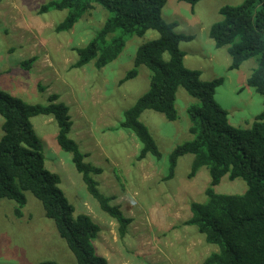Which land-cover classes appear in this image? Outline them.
<instances>
[{
    "label": "rangeland",
    "instance_id": "rangeland-1",
    "mask_svg": "<svg viewBox=\"0 0 264 264\" xmlns=\"http://www.w3.org/2000/svg\"><path fill=\"white\" fill-rule=\"evenodd\" d=\"M50 1L0 0V89L29 104H47L51 94L60 95V101L70 108L71 138L87 155L86 161L104 170L96 178L101 191L115 197L113 203L133 220L127 235L119 236L117 222L88 193L72 155L59 147L57 122L40 116L33 118L32 124L43 145L46 168L60 176V187L75 214H86L101 227L94 246L109 264L203 263L218 248L185 222L191 217V203L207 201L209 172L202 168L195 178H188L193 156L187 155L180 159L175 178L165 180L169 155L193 138L187 109L197 101L180 88L176 122L153 111L142 115L163 154L160 162L152 157L138 160L139 141L128 131L116 130L124 111L150 88L151 72L146 67L139 68L135 79L121 81L133 68L138 47L159 38L158 32L151 30L129 39L119 58L102 70L93 63L77 69L73 67L78 59L74 48L86 46L110 14L96 6L71 31L58 32L56 28L68 11L41 13V7ZM244 1L203 0L193 9L181 0H168L162 16L167 23L176 24L178 34L194 37L180 44L186 68L200 71L204 81L224 78L216 100L229 113L231 125L247 129L264 110L263 98L247 84L257 62L251 59L239 70L230 71L227 47L216 48L209 37L211 26L222 20L220 9ZM33 57H37L33 68L23 70L20 63ZM39 85L46 90L41 92ZM2 125L0 116V139ZM247 188L244 180L230 181L226 176L215 190L241 195ZM26 197L20 215L16 202L0 199V264H75L41 202L30 192Z\"/></svg>",
    "mask_w": 264,
    "mask_h": 264
},
{
    "label": "trees",
    "instance_id": "trees-1",
    "mask_svg": "<svg viewBox=\"0 0 264 264\" xmlns=\"http://www.w3.org/2000/svg\"><path fill=\"white\" fill-rule=\"evenodd\" d=\"M195 6L203 0H181ZM168 0H52L43 5L41 13L68 11L57 26L58 32H69L96 6L110 16L103 27L84 47L74 48L78 59L74 68L93 63L102 70L114 63L132 37H143L156 31L159 38L138 47L133 68L121 84L135 79L138 70L151 72L149 90L124 111L123 121L116 130L132 133L141 145L138 160L152 157L160 162L163 154L148 126L141 117L146 111L163 115L168 121L178 120L176 108L180 88L193 97L187 113L193 123V138L175 147L168 157L165 180L175 178L181 158L192 155L188 178L193 179L207 168L211 182L206 189V202L190 204L191 217L185 225L197 228L208 244L218 248L201 264H264V110L247 129L231 125L229 113L216 100L217 89L225 79L204 81L198 70L185 66L181 42L193 36L175 31L176 24L164 21L162 12ZM222 20L213 24L209 37L216 48L227 47L231 58L229 70H239L255 59L257 67L247 80L264 101V0H245L239 6L220 9ZM37 57L22 61L20 66L30 71ZM41 92L46 88L39 85ZM0 116L3 118L0 139V199L16 202L20 210L27 204L26 193L39 200L47 218L56 226L59 236L75 257V264H109L97 254L94 241L101 227L88 215H76L75 208L61 189V178L46 168L43 145L32 119L53 118L58 125L57 143L62 151L72 155V163L91 197L101 210L118 224L124 238L133 220L127 217L115 197L107 196L96 179L104 170L88 161L79 144L71 138L73 121L70 108L51 94L47 104H29L0 89ZM230 181L242 179L247 190L241 195L219 194L215 188L224 177ZM41 264H58L53 261Z\"/></svg>",
    "mask_w": 264,
    "mask_h": 264
}]
</instances>
